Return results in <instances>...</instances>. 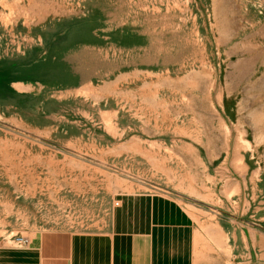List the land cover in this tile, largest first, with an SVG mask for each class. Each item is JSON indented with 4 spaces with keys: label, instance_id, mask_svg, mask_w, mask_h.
Here are the masks:
<instances>
[{
    "label": "rangeland",
    "instance_id": "374dc122",
    "mask_svg": "<svg viewBox=\"0 0 264 264\" xmlns=\"http://www.w3.org/2000/svg\"><path fill=\"white\" fill-rule=\"evenodd\" d=\"M141 193L264 264V0H0V264Z\"/></svg>",
    "mask_w": 264,
    "mask_h": 264
},
{
    "label": "crops",
    "instance_id": "0c3cea01",
    "mask_svg": "<svg viewBox=\"0 0 264 264\" xmlns=\"http://www.w3.org/2000/svg\"><path fill=\"white\" fill-rule=\"evenodd\" d=\"M197 229L179 203L162 195L119 197L101 233L64 230L35 234L15 249V264H204Z\"/></svg>",
    "mask_w": 264,
    "mask_h": 264
},
{
    "label": "built area",
    "instance_id": "2783aa9c",
    "mask_svg": "<svg viewBox=\"0 0 264 264\" xmlns=\"http://www.w3.org/2000/svg\"><path fill=\"white\" fill-rule=\"evenodd\" d=\"M115 205H117V203ZM17 242L20 244H24V245L27 243L26 239H24V238H18Z\"/></svg>",
    "mask_w": 264,
    "mask_h": 264
}]
</instances>
